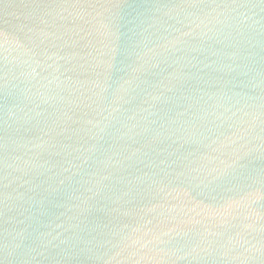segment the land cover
I'll list each match as a JSON object with an SVG mask.
<instances>
[{
    "label": "water",
    "instance_id": "95a60500",
    "mask_svg": "<svg viewBox=\"0 0 264 264\" xmlns=\"http://www.w3.org/2000/svg\"><path fill=\"white\" fill-rule=\"evenodd\" d=\"M0 264H264V0H0Z\"/></svg>",
    "mask_w": 264,
    "mask_h": 264
}]
</instances>
